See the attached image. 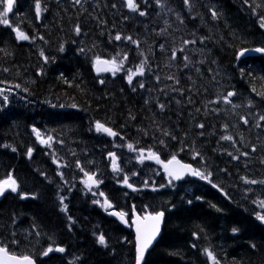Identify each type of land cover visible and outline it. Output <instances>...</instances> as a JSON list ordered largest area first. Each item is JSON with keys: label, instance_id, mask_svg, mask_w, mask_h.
I'll list each match as a JSON object with an SVG mask.
<instances>
[{"label": "trees", "instance_id": "trees-1", "mask_svg": "<svg viewBox=\"0 0 264 264\" xmlns=\"http://www.w3.org/2000/svg\"><path fill=\"white\" fill-rule=\"evenodd\" d=\"M36 2L14 0L9 24H0V181L11 174L18 186L0 201V245L37 264H135L132 254H111L114 235L129 242L131 235L92 203L82 174L106 170L100 185L107 191L125 170L97 167L113 152L125 165L127 143L162 158L180 157L184 149L191 155L200 142L216 144V158L229 148L259 159V147L250 148L256 131L236 133L230 126L245 125L233 107L264 114V54L237 57L241 49L264 48V8H255L264 0H135V12L126 0H39V16ZM15 28L28 39H17ZM98 55L118 60L122 71L95 74ZM142 62L143 75L129 83L128 74ZM229 92L234 95L226 103ZM251 111L259 121V111ZM97 122L115 135H101ZM224 136L232 137L229 144ZM49 137L58 146L40 142ZM56 149L67 165L57 170ZM114 188L125 204L109 194L108 201L131 210L137 193ZM237 192L239 201L227 196L190 204L175 191L156 193L166 199L156 207L164 212L163 225L142 264H211L205 249L219 264H264V222L247 205L252 194ZM56 245L64 252L39 257Z\"/></svg>", "mask_w": 264, "mask_h": 264}, {"label": "rangeland", "instance_id": "rangeland-1", "mask_svg": "<svg viewBox=\"0 0 264 264\" xmlns=\"http://www.w3.org/2000/svg\"><path fill=\"white\" fill-rule=\"evenodd\" d=\"M255 8H259L262 11V9L264 8V5H259ZM2 10H3V7L1 11ZM262 23H264V16L261 18V24ZM97 57H101V55L96 56L95 58ZM121 59L124 63V55H121ZM106 61L110 62L108 63V65H110L111 62L114 61L115 64L119 66V70L114 71V73L111 74L112 76H114L113 74L120 73V67L122 64L118 60L114 58H106ZM263 115L264 114L261 111L260 116L258 115V118L260 119ZM107 135L109 134H106V136ZM253 137L255 140L254 146L256 148L260 147L262 151H264V131L258 134L256 133ZM47 141L48 142L46 144L50 148H54L55 146H58V142H57L58 139L57 141L55 139L54 140L50 139ZM129 145H132L131 149H129L128 147ZM117 147L119 146L117 145L114 146V148H117ZM126 150L128 151V154L126 155L125 165L122 164V154L120 152H113L111 155V160L107 162V165H104V163H99L97 167V171L99 170V167H104V166H109L112 172H119L120 167L123 170H125V174H123L122 177L118 176V182L109 183L110 187L105 186V189L107 190V192H109L108 194L110 195L111 199H113L115 203L120 202L117 197L116 191H110L112 189H115L114 186L126 187L129 190L138 192L137 195H140L141 198L136 203L133 202L135 209H137L138 211L142 213L151 212L152 209L158 206L160 207L164 206L166 203V199H163L162 196H160L161 199H157L156 192H160V191H163L169 188H173L171 186L170 180L167 178L166 175H163L158 169H155L156 166L153 167L150 164H148L145 161V158L141 161L140 159L141 154H143V156L145 157L144 151L146 150L140 147H137L135 143H132V144L127 143ZM150 152L155 153L154 150H150ZM55 153H56V157L54 161H55L56 170H57V168L60 167L59 159H61L62 157L60 156L57 149L55 150ZM189 153L190 152H186L185 150V153L182 155L183 156L182 160H186V159L189 160ZM113 156L115 157V165H116V168L118 169L116 171H114L113 169V159H112ZM197 156L203 158L205 160L206 166H211V168L213 169L214 176L216 179V187L220 191H222L224 194H226V196H228V198L234 201H239L240 198H242L240 193H238L237 191L241 192L245 196L252 194L253 210H256L255 213L257 214V217L264 216V206H262L261 204V202L264 201V183H262V181H264V166L262 162H259L258 164L255 161L256 159L252 160L251 158V160H247L245 156H242L238 158L237 161L233 162L234 171L228 169V171L224 173V170H222L221 168H218L216 165H212V163L209 162L208 155L200 153ZM146 160L151 162L148 158H146ZM222 163H228V162L223 161L220 163V165ZM105 173H106V170L101 169L99 171V175L101 177L99 175L95 176V175L88 174V172H87L88 175H82L80 180H82L84 186L86 187L85 190L92 192L94 189L97 188L98 184H100L99 182H97L96 184H91L90 182H88V176H92L94 180L96 179L101 180V178H103L102 175ZM125 177L128 178V184L132 185L131 188H129L128 186L124 184L123 181ZM236 180H238L239 185L235 188L233 183ZM245 181H256V183H246ZM146 188H151V190L154 192V194L149 196L148 198L145 195H143V193L145 194L148 191ZM234 188H235V191H234ZM102 202L104 204L105 201H102ZM104 209L107 211L110 210V208L106 209L105 207ZM124 242H126V240L121 237L115 238L113 240V245L118 246V244H121ZM208 243H209L208 241L204 242L205 245ZM57 247H60V245L55 246V248ZM121 250L125 254L128 253L127 250H124V249H121ZM121 250H117V252H120ZM41 252L42 250L39 251V257L43 256V253ZM114 253L115 252L111 254H114ZM124 262H126V260ZM56 264H59V263H56Z\"/></svg>", "mask_w": 264, "mask_h": 264}, {"label": "snow or ice", "instance_id": "snow-or-ice-1", "mask_svg": "<svg viewBox=\"0 0 264 264\" xmlns=\"http://www.w3.org/2000/svg\"><path fill=\"white\" fill-rule=\"evenodd\" d=\"M75 2L79 3L80 0H75ZM0 3L3 4V10L0 11V24L8 25L9 24L8 15L9 13L13 11L14 0H0ZM126 3H127V7L129 8V10L133 12L137 11L138 5L135 2V0H126ZM185 3L187 4L188 0H185ZM40 11H41L40 3H39V0H37L36 2L37 16L40 15ZM140 15L143 16L145 15V13L140 12ZM212 15L215 18L217 14L213 12ZM261 27H264V23L261 24ZM75 30L77 34H79L80 32L79 26H77ZM13 31L16 33L17 39H22V40L28 39V36L25 35L18 28L13 29ZM115 39L120 40L121 36L117 35ZM127 39L131 40V37H128ZM132 42L135 43V41H132ZM61 51H63V46L61 47ZM81 51H83V49ZM247 51H248L247 49L241 50V52L239 53L238 59L240 57H243ZM255 51L257 53L264 54V48H257L255 49ZM41 55H43V53H41ZM173 56H175V53H173ZM95 63L96 65H101V64H108L110 62L101 61L99 58H97ZM111 63L113 64L114 71L119 70V66L116 65L114 61ZM97 70L99 71L101 69L97 68ZM104 70H107V69H104ZM143 73H144V66L142 62L141 65L137 67L135 72L130 71L128 75L129 83L132 82L134 76L143 75ZM141 87H143V85H141ZM233 95L234 93L229 92L227 96L224 97V101L226 103H230L228 97H231ZM4 99L5 101H7L8 98L5 96ZM73 107H75V105H73ZM161 109H163V105H161ZM260 119L264 120V116H262ZM244 122L247 123V120H245ZM200 127H203V125L201 124ZM96 128H97V131H104L109 135H115V133H113L111 129L104 127V125L100 124L99 122H97ZM33 132H36L37 138L39 139L40 138L39 132H37L35 128L33 129ZM48 139L50 140L51 137H49ZM222 139L231 140L232 137L224 136L222 137ZM40 142L42 144H46L48 141L41 139ZM128 147L129 149H131L132 145H129ZM31 152H32V149H29L28 151L29 156L31 155ZM109 155L111 156L112 154H109ZM144 158L145 157L143 156V154H141V157H140L141 161ZM147 158L149 159L155 158L158 163H161V161L155 155V153L150 152ZM233 158L236 159L237 157H233ZM112 159H113V169L114 171H116L118 169L116 168V165H115V157L113 156ZM164 169H165V172L168 174L169 177H171L172 180L181 179L184 176L185 172L193 176H198L200 177V179H203V180H207L208 177L211 175V173H209L208 175H205L203 172L193 169L188 165H181L179 161L175 159V157H173L172 160L164 164ZM85 175H88V174L86 173ZM88 182H90L91 184L97 183V181H95L92 176H88ZM123 182L129 188L132 187L131 184H128L127 177L124 178ZM245 182L246 183H256V181H245ZM262 183H264V181H262ZM17 187L18 186H17L16 180L12 177L11 174H9L6 180L0 181V195H3L5 191L7 190H11L12 192H17ZM213 187H216V185L213 184ZM101 195H103V193H101ZM261 204L262 206H264V201H262ZM101 206L102 207L106 206L110 208L111 204L107 200H105L104 204ZM117 215L120 217L121 220L124 219V213H118ZM163 216H164V213L159 212V213H156L155 215H152V214L146 215L143 218L137 217L136 220L134 221V223L136 224V264H142V262L144 261L145 253L147 252V250L152 245L153 241L156 239L157 235L160 232V225H161ZM257 218L261 220L262 222H264V216H258ZM235 231L237 230L233 229V232ZM98 242L104 245L105 244L104 237L103 236L98 237ZM53 251L64 252V249L62 247L52 248L50 246L47 250L43 252V255L47 256L49 253ZM204 251H205V254L208 256V259L211 262V264H219L218 260L216 259V257L213 255L211 251H209L208 249H205ZM0 258H3V264H34V261L28 256H24L23 258H19V259L15 256H9L7 249L3 247H0Z\"/></svg>", "mask_w": 264, "mask_h": 264}, {"label": "flooded vegetation", "instance_id": "flooded-vegetation-1", "mask_svg": "<svg viewBox=\"0 0 264 264\" xmlns=\"http://www.w3.org/2000/svg\"><path fill=\"white\" fill-rule=\"evenodd\" d=\"M201 158L197 156L196 162L199 163ZM212 165H215L214 160L210 159L209 161ZM199 166V164H197ZM203 172L205 175L211 173L207 180L203 179H194L187 177L185 180L178 184V191L180 195L183 197L182 201L191 202V201H215L217 199V187H213V184L216 185V179L214 181V172L211 166L209 169L206 165H203L201 168H196ZM191 195V197H190ZM220 197V195H219Z\"/></svg>", "mask_w": 264, "mask_h": 264}, {"label": "water", "instance_id": "water-1", "mask_svg": "<svg viewBox=\"0 0 264 264\" xmlns=\"http://www.w3.org/2000/svg\"><path fill=\"white\" fill-rule=\"evenodd\" d=\"M250 52V50H248L246 52V54ZM101 61H105L104 59H100ZM96 62V61H95ZM97 68H100L101 70H97ZM104 69H107V70H104ZM93 70L95 73H104V74H107V73H110L111 71H113V68L111 66H108L107 64H101V65H96V63H94V67H93ZM158 157V156H157ZM159 158V157H158ZM149 159V158H148ZM150 161L154 162V163H157L161 169L162 172H165V169H164V164H166L167 162H163L161 161V159L159 158V160L161 161V163H158L157 160L155 158H152V159H149ZM172 160V159H170ZM169 160V161H170ZM177 161H179L178 159H176ZM180 163V162H179ZM166 173V172H165ZM174 181H177V180H174ZM9 191V190H7ZM5 191V192H7ZM4 195V194H3ZM3 195H0V200L2 198ZM159 212H162V211H158V212H155L153 213L152 215H155L156 213H159ZM118 213L117 212H111L109 214V216L114 219L115 221L119 222L123 227H127L128 226V223L124 217L123 220L120 219V217L117 215ZM146 215H149V214H144V215H139L136 211H133L132 212V215H131V219H130V229H131V232H132V235H133V244H134V251H135V254H136V224L134 223V221L136 220L137 217H140V218H143L144 216ZM162 223H163V219H162V222H161V225H160V232H161V228H162ZM160 232L159 234L157 235L156 239L153 241L152 245L149 247V249L147 250V252L153 247V245L156 243V241L158 240L159 236H160ZM146 252V253H147ZM145 253V254H146ZM9 256H15V255H12V254H9ZM17 257L18 259L19 258H23V257H18V256H15ZM32 259V258H31ZM33 260V259H32ZM34 261V260H33ZM0 264H3V258H0ZM35 264V262H34Z\"/></svg>", "mask_w": 264, "mask_h": 264}, {"label": "bare ground", "instance_id": "bare-ground-1", "mask_svg": "<svg viewBox=\"0 0 264 264\" xmlns=\"http://www.w3.org/2000/svg\"><path fill=\"white\" fill-rule=\"evenodd\" d=\"M261 111L259 110V113H260ZM259 115V114H258ZM237 132H239L240 130H245V131H249L250 129H249V127H247L246 125H244V126H237V128L235 129Z\"/></svg>", "mask_w": 264, "mask_h": 264}]
</instances>
